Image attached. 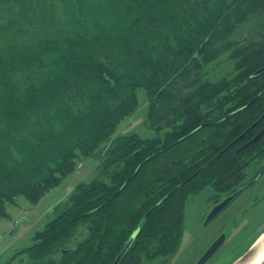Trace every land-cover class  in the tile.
I'll list each match as a JSON object with an SVG mask.
<instances>
[{"label": "trees", "instance_id": "trees-1", "mask_svg": "<svg viewBox=\"0 0 264 264\" xmlns=\"http://www.w3.org/2000/svg\"><path fill=\"white\" fill-rule=\"evenodd\" d=\"M223 54L231 73L210 75ZM262 66L264 0H0V215L98 160L13 264H112L134 230L118 264L174 255L185 200L261 154L237 137L264 125ZM139 87L162 133L114 136Z\"/></svg>", "mask_w": 264, "mask_h": 264}, {"label": "rangeland", "instance_id": "rangeland-1", "mask_svg": "<svg viewBox=\"0 0 264 264\" xmlns=\"http://www.w3.org/2000/svg\"><path fill=\"white\" fill-rule=\"evenodd\" d=\"M227 54L212 62L210 75L220 76L229 72L233 63L226 60ZM234 75V73H232ZM214 76V77H215ZM213 77V79H215ZM139 104L135 112L127 115L117 127L114 136L135 132L143 138H150L159 133L147 120V99L145 90H137ZM98 160L95 156H80L74 172L65 175L62 181L49 189L37 202H31L23 194L15 197L14 203H5L9 217L0 215V264H13L18 261L15 257L10 260L16 250L24 248L33 242L34 232L44 227L53 219L66 198L73 192L79 182L90 181L97 175ZM214 192L208 186L190 195L184 204V223L181 244L176 253L170 257L144 259L142 264H195L199 256L220 233L225 232L226 240L206 264H232L234 259L248 249L264 228V201L242 215L243 209L251 205L252 191H244L223 209L216 218L203 224L213 201ZM256 196V195H255ZM84 230L78 237L84 236Z\"/></svg>", "mask_w": 264, "mask_h": 264}, {"label": "flooded vegetation", "instance_id": "flooded-vegetation-1", "mask_svg": "<svg viewBox=\"0 0 264 264\" xmlns=\"http://www.w3.org/2000/svg\"><path fill=\"white\" fill-rule=\"evenodd\" d=\"M263 129H264V125L261 126V128L258 131H256V132L254 131V132L250 133L248 135L249 137L247 136L248 133H246L242 136H238V139L243 140V146H241V147L248 146V144H250V143H255L256 146L258 147V149L261 150V154L258 155L256 158L252 159L253 161L250 163L249 167H247L246 175L244 176V179H242L237 186L230 188L226 192L218 193L219 196L214 198L213 201L211 202L212 207H213V205L217 204L220 200L224 199L225 197L229 196L230 194H232L236 191H239V192L237 193V195L234 198H232L229 201L227 206L223 209H227L229 207V204H231L232 201H234L236 198H238L239 195L241 193H243L244 191H252L254 194H253V198L250 200L251 205L249 204L247 209L246 208L243 209L242 215L245 214L248 210H251V208L259 205L262 201H264V131L261 132L258 137H256L257 134L260 131H262ZM248 132H250V131H248ZM254 137H256V139L254 141H251L252 138H254ZM85 239H86V237H84V236L80 237V238L75 237L70 242V244L73 246V249H77L78 243H80L81 240H85ZM16 251H18V250H16ZM62 251H63V253H65V252H67V249H62ZM155 258H157V257H155ZM34 264H42V263L41 262H35Z\"/></svg>", "mask_w": 264, "mask_h": 264}, {"label": "water", "instance_id": "water-1", "mask_svg": "<svg viewBox=\"0 0 264 264\" xmlns=\"http://www.w3.org/2000/svg\"><path fill=\"white\" fill-rule=\"evenodd\" d=\"M262 71H264V66H262L259 69H257L256 72H254V74L252 76H255L256 74H258L259 72H262ZM253 125H254V123L251 124L248 127V129L245 130L240 136L248 133V131H250L252 129V126ZM263 131H264V129L262 131H260L257 134L256 137H258L259 134L261 132H263ZM256 137L252 138L251 141H254L256 139ZM238 192L239 191H236V192L230 194L229 196H227L224 199L220 200L217 204L213 205V207L208 211V213L206 215V218H205L203 224L205 225L209 221H211L212 219H214L219 214V212L223 208H225L227 206V204L229 203V201L237 195ZM137 232H138L137 230H134L132 232L131 236L126 240V243L123 245L122 249L119 251V254L114 259V261L112 262V264H118V262L120 261V259L124 255V252L132 244L133 238L135 237V235L137 234ZM259 236L256 238V240L259 238ZM225 239H226L225 238V232L220 233V236H218L217 238H215V240L213 242H211L209 244V246L205 249V251L199 256V258L196 260V263L195 264H206L208 262V260L210 259V257L217 252V249L225 241ZM255 241H253V243L248 247V249L246 251H244L240 257H238L237 259H235V261L232 262V264H241V263H243V261H246L253 254V252H254L253 244L255 243Z\"/></svg>", "mask_w": 264, "mask_h": 264}, {"label": "bare ground", "instance_id": "bare-ground-1", "mask_svg": "<svg viewBox=\"0 0 264 264\" xmlns=\"http://www.w3.org/2000/svg\"><path fill=\"white\" fill-rule=\"evenodd\" d=\"M253 248V254L241 264H248V261L250 260L258 261V264L264 263V232L255 241V243L253 244Z\"/></svg>", "mask_w": 264, "mask_h": 264}, {"label": "clouds", "instance_id": "clouds-1", "mask_svg": "<svg viewBox=\"0 0 264 264\" xmlns=\"http://www.w3.org/2000/svg\"><path fill=\"white\" fill-rule=\"evenodd\" d=\"M248 264H258V261L250 260V261H248Z\"/></svg>", "mask_w": 264, "mask_h": 264}]
</instances>
